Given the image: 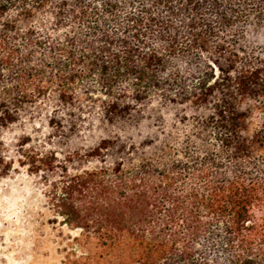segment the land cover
<instances>
[{"label":"trees","instance_id":"16d2710c","mask_svg":"<svg viewBox=\"0 0 264 264\" xmlns=\"http://www.w3.org/2000/svg\"><path fill=\"white\" fill-rule=\"evenodd\" d=\"M41 113L101 162L19 160L64 264H264V0H0V127Z\"/></svg>","mask_w":264,"mask_h":264},{"label":"rangeland","instance_id":"374dc122","mask_svg":"<svg viewBox=\"0 0 264 264\" xmlns=\"http://www.w3.org/2000/svg\"><path fill=\"white\" fill-rule=\"evenodd\" d=\"M43 113L0 127V152L11 163L0 174V264H64L67 243L78 234L58 221L46 196L61 169L30 172L19 163L25 149L54 152L69 172L101 164L88 153L92 137L54 135ZM27 135L29 143L21 145Z\"/></svg>","mask_w":264,"mask_h":264}]
</instances>
